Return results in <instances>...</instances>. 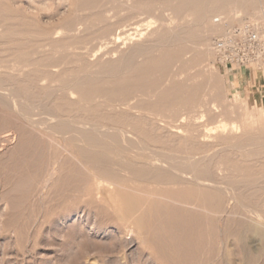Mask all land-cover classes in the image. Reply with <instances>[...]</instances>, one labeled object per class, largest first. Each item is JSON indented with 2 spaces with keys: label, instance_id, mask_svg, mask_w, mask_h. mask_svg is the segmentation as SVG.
Segmentation results:
<instances>
[{
  "label": "rangeland",
  "instance_id": "1",
  "mask_svg": "<svg viewBox=\"0 0 264 264\" xmlns=\"http://www.w3.org/2000/svg\"><path fill=\"white\" fill-rule=\"evenodd\" d=\"M80 1L81 0L0 1V3L3 4V6L0 4V11H3L0 12V77L2 76V79L6 78L8 80L9 85L7 84L4 86L8 89L7 96L13 99V104L9 106L0 103V264H157L159 263L158 259H155L148 250L144 249L145 241L148 239L162 249L175 251L176 254L174 258L180 263L228 264V262H232L235 264H264V86H261L259 90H255L257 89L256 86L239 87L235 79L237 73H242L245 78L248 77L250 73H253V76L257 73L264 76V65L261 67L254 65L247 67H238L237 65L231 64L227 65L219 60L218 54L214 49V42L218 36L224 33L226 23L234 24L248 22L255 25L258 29L261 28V30H264V0H254V2H252L253 0H249L245 5L239 8V5H232L226 7L224 10H215L208 13V17L204 16L207 18L206 20H204L205 18L202 16V21L200 20V14L202 12L199 10L203 11L207 6L206 4L213 0H199L194 5H186L179 12L175 10V6L182 0H124L123 2L120 0V4L119 0H116L115 3L118 1V4L116 3L118 6L114 5L115 3L111 0H101V4L90 8L88 7L89 9L85 6H81ZM134 1H138V4L141 5L140 7H142L144 3L146 5L152 1L151 3H155L153 5L156 6V8L150 11L139 9V12L132 8V3ZM141 2L143 3L141 4ZM249 2L251 5H249ZM203 3L205 6H203ZM121 6L123 7V11L119 9L122 8ZM2 7L4 8L1 9ZM5 7L7 9H5ZM77 7L80 10H77ZM101 8L103 10H101ZM189 8L197 10L198 12H192L193 10L191 11ZM7 10L8 12H5ZM87 10H89V12ZM111 10H113V12ZM114 12L117 13L114 14ZM98 13H100V15ZM110 14H112V18L114 17L115 19H111ZM96 15H98V17H95ZM126 15L128 16L125 18L124 16ZM121 17H123L121 22L122 25L119 28L123 30H119L118 27L115 29L118 35L119 33L121 34L120 36L117 37L114 33L115 36L110 35L109 41L98 37L105 27H109V30L111 29V26L108 24L110 20L113 22L116 19H121ZM219 17L223 19L222 23L216 22V19ZM79 18L80 20L82 19V21H80ZM106 18H110V20L108 19L109 21L107 22L104 20ZM102 20L104 21L100 23ZM197 20L201 21V23ZM68 22L72 23L74 27L73 30L70 31L72 36L69 37L66 35L67 31L65 28ZM125 23H129V25L126 24V28L123 27ZM211 24L214 26H211ZM7 25H11V27ZM204 25H209L210 28L212 27L213 29L210 36V55L199 61L196 58L200 48L188 50L185 59L189 61V66L183 73V76L181 74L177 76L175 80L189 86L199 85V87H201L198 94L199 99L198 102L194 104L195 111L193 112L197 114L200 113L198 114L199 117L195 125L203 130L202 132L201 130L198 133L196 132L197 135L191 134L192 136L185 137L183 133L186 132H183L181 129L174 128L172 131L171 129L155 128V125H159L163 122L158 119H151L149 116L150 114L145 111L141 112L137 109L132 111V108L130 110V108H126L127 106L125 107L111 102L106 95L97 92L94 93L91 99H86L82 92L79 91L77 86L81 81L79 78L80 74L81 78H85L86 73V77L92 76L94 79L95 77L99 79L103 76L100 79L110 83L115 79V75V77H119V74H127L125 69L120 66L122 69L117 76V73L114 75L112 73L107 74L104 71L100 72L102 69H99V67H102L100 65L108 61H116L119 64V60L123 59L120 61L123 66V64L125 65L134 55L137 47H149L152 51H155L156 53L153 52V55L149 56V54H144L138 57L150 62L155 59L156 61L153 62L158 63V61L160 62L163 58L160 53L174 49L176 48L175 46L180 47L182 44H186L185 42L181 44L178 40V37H180L183 32L190 30V28L195 29L197 26L200 28ZM193 26H195V28ZM63 27L65 29L62 30ZM99 28L100 30H98ZM185 28L186 30H184ZM166 30L167 32L173 33H168L169 35H167ZM32 32L34 33L32 34ZM38 33L39 35H37ZM180 33L181 35H179ZM30 34L32 35L30 36ZM48 34L49 36H47ZM40 35H46L47 37H44V39ZM60 41H62V43ZM66 41L70 42L66 43ZM161 41L164 42L160 43ZM156 42H159L160 45L158 43L156 44ZM70 43L71 47L68 46ZM143 43H145V45H143ZM149 43L150 46H148ZM63 44H66L68 52L71 50L69 52L70 54L66 51L65 46L61 48ZM43 45L48 48L43 47ZM162 45L164 47H161ZM165 45H167V47ZM52 46H56L57 49L54 50L55 48ZM57 46H59V49ZM158 49L163 52L159 53ZM62 50L66 51H64L66 53L65 56ZM60 54L61 56H59ZM121 54L124 56L122 57ZM34 55L37 56L35 57ZM54 56L57 58H53ZM127 57H129V59H127ZM48 58H50L49 61L44 60ZM55 59H59L57 66L47 65V63ZM77 59L78 62H76ZM80 59L83 60L79 61ZM99 59L102 63L98 61ZM138 59L139 58L136 59V62H142L143 60L139 59L138 61ZM192 59L195 60L190 61ZM28 61L30 62L29 64H27ZM73 61H75V65H72ZM31 62H35V64ZM36 62H38V64ZM96 62L98 63L96 69H99L97 71L95 69ZM182 65V61L175 60L170 67V75L174 76ZM45 69L49 70L50 75ZM29 71L31 72L29 73ZM40 71L41 73L39 74ZM44 71L45 73L43 74ZM243 71L247 73H243ZM58 72H61V74ZM98 72L101 76H98ZM95 73L97 76H95ZM192 74H194V77H192ZM25 75L27 76L25 77ZM51 75L52 77H50ZM11 77H14V79ZM54 77L57 79L55 80ZM48 81L51 82L49 83ZM56 82H58L59 85ZM20 83L23 85H20ZM28 85L30 86L27 87ZM16 89L18 92H16ZM48 89L52 91L47 92ZM22 91H24V93ZM36 94L38 96L40 95L39 98ZM53 94H55V96ZM49 96L51 98H49ZM63 97L66 101L63 100ZM96 99L98 100L96 101ZM69 101L71 102L68 103ZM113 104L114 106H112ZM93 105L96 106L94 107ZM212 105L216 109H213L214 107H212ZM118 108L120 109L118 110ZM113 109L114 111H112ZM243 111L244 114L247 112V115L245 114L246 116H244V114L242 115L241 112ZM21 112L22 115L20 114ZM234 112L238 115H235L236 113ZM75 114L76 116H74ZM252 114L255 117H253ZM20 117L21 119L22 117L23 119L25 118L24 121L23 119L21 120ZM107 117L110 119H107ZM32 119H43L44 122L47 123L45 125L53 121V123L58 125L69 124L75 121L76 125H82L81 123H89V125L90 123L101 124L103 130L125 128L134 135L133 139L135 138L134 140L136 142L139 141L142 146L136 145L133 149L126 148L122 154L116 152V146H95L92 148V151L105 154L110 162L103 163L93 160L90 163H86L89 165L87 166L85 162L80 160L82 158L81 155L78 154L77 156V153H79L78 147L81 142H79V144L76 143L73 141L76 139L67 136V134L54 131L52 133L48 131V126L39 127L38 130L36 126L32 125ZM113 119H116L117 123ZM25 120L27 122H25ZM118 122L119 124L122 123L119 125ZM234 122L241 126L239 131L234 130ZM127 123L132 126L126 127L130 126L127 125ZM122 125L125 126L123 127ZM133 125H135L134 127H138L139 131L135 129L137 131L135 132ZM203 127L205 130L202 129ZM40 128L42 130H40ZM92 128L94 127L92 126ZM247 129L250 130L248 131ZM206 131H208L207 134L212 133L213 135H211L213 137L210 134V136L207 135ZM46 132L49 133L46 134ZM250 135L252 139H249ZM148 136H150V138ZM215 136L216 138H214ZM151 137H155V139H151ZM230 139H232V141H230ZM151 140H155L153 147L157 150L177 152L180 155L185 153L183 155L196 154L198 157L205 156V160L202 161L203 164L201 163L200 167L202 166L203 169L207 168L209 175L214 177L218 186L221 187V190L217 193L219 197L218 214H220L216 218L213 213L214 210L212 205L199 206L191 202L182 203L175 198L162 195H157L156 200H164L167 204L163 206L153 204L152 213L149 215L145 213L146 216L142 220V223L147 228L142 235L138 233L137 227L134 224H130L122 218L119 211L125 202H127L122 199V194L135 190L131 185H125L119 177L123 178L126 174V177L133 176L124 166L132 163L142 164L147 160L144 158L146 151H144L142 147L143 144L153 143ZM165 140L167 142L164 145ZM241 140H243V142ZM78 141L79 140H77V142ZM126 143L127 141L123 143V140H121L119 144L122 145H119V147L122 148L123 144L128 147L129 143ZM236 145L239 146L237 147ZM242 146H244V149ZM224 147H227V149ZM228 147H230V149ZM112 148H114V150ZM239 148H242V151H240L241 149ZM134 149L135 151L139 150L140 153L139 151H133ZM108 151H112L113 154ZM191 151L194 152L191 153ZM244 152H247V155ZM136 153L139 154L137 155ZM214 154L216 155L214 156ZM241 154L243 155L241 156ZM211 155L214 156V158ZM115 156L120 159H117ZM206 160L207 162L209 161L210 167L207 166L208 163ZM204 162L207 164L205 165ZM224 162H226V164ZM96 163H102L103 165L99 164V166ZM117 163L120 164L117 165ZM110 164L111 167L109 168L108 166H110ZM91 165H97L96 167H98V169H95L96 167L94 168V166ZM229 165L231 166L228 167ZM220 166H222V168H220ZM232 168L234 169L232 170ZM120 169L125 171L122 170V172ZM242 170L243 173L241 172ZM115 171H117V173ZM101 175L112 176L111 178L109 177L111 181H104L102 183L103 187L112 191L114 190L112 193L101 194L94 191L98 183V178ZM116 175L120 176L116 177ZM233 177L237 178V182ZM257 182L260 183L258 184ZM240 185L244 188L242 191ZM247 185H249L250 188H248ZM252 185L254 186L252 187ZM259 185L262 187L260 188ZM142 186L146 189L157 190H177L181 187L180 185L150 183H144ZM202 188L207 190V192L216 190L206 186ZM222 189L225 190L222 191ZM227 189L230 190L227 191ZM237 189L239 190L237 191ZM90 190H92V192ZM185 194L190 193L185 192ZM212 228H215L214 233H212ZM226 229L230 230L228 233L231 235L227 233ZM179 250H181V252ZM227 255H229V257Z\"/></svg>",
  "mask_w": 264,
  "mask_h": 264
},
{
  "label": "bare ground",
  "instance_id": "2",
  "mask_svg": "<svg viewBox=\"0 0 264 264\" xmlns=\"http://www.w3.org/2000/svg\"><path fill=\"white\" fill-rule=\"evenodd\" d=\"M1 1V0H0ZM113 3H115V1L116 0H111ZM124 0H122V2H123ZM126 1V0H125ZM131 1H133V0H131ZM130 1V2H131ZM163 1V0H162ZM199 0H182V1H180V3H178V5L177 6H175V10L177 11V12H179V11H181L186 5H190V4H192V5H194L195 3H197ZM203 1H205V0H203ZM210 1V0H209ZM249 0H213V1H211L210 3H208V4H206L207 6H206V8H204L203 9V11L202 10H199L198 8V10L199 11H201L202 13L200 14L201 15V17H200V20L202 19V16L204 17H208V13H210V12H213V11H215V10H224L226 7H228V6H232V5H239L238 6V8L241 6H243V5H245L247 2H248ZM252 1V0H251ZM261 1V0H260ZM101 2V0H81L80 1V5L81 6H85V7H94V6H98L99 4H101L100 3ZM118 2V1H117ZM116 2V3H117ZM145 2H147V1H145ZM152 1H150L148 4H146L145 5V3H144V5L142 6V7H140L141 5L140 4H138V1H134L133 3H132V5H133V7H132V5H131V7L133 8V10H137V11H139V9H143V10H147V11H150V10H153L154 8H156V6H154L153 4H155V3H151ZM154 2V1H153ZM207 2V1H206ZM252 2H254V0L252 1ZM116 3L114 4V5H116ZM143 2H141V4H142ZM166 3V2H165ZM250 3V2H249ZM2 6H3V4L2 3H0ZM118 4V3H117ZM119 4H120V0H119ZM128 4H129V2H128ZM78 5V4H77ZM124 5H125V3H124ZM249 5H251V3L249 4ZM110 6H111V4H110ZM116 6H118V5H116ZM126 6H128V5H126ZM203 6H205L204 5V3H203ZM122 7V6H121ZM194 7V6H193ZM4 7H2L1 9H3ZM88 8V9H89ZM5 9H7L6 7H5ZM77 10L79 9L78 7L76 8ZM85 9V8H84ZM119 9H122V11H123V7L122 8H119ZM191 8H189V10H190ZM258 9V8H257ZM80 10V9H79ZM101 10H103L102 8H101ZM193 9H191V11H192ZM252 10V9H251ZM88 12H89V10H87ZM91 11V10H90ZM112 12H113V10H111ZM116 11V10H115ZM126 11V10H125ZM188 11V10H187ZM198 12L197 10H193L192 12ZM0 12H3L2 10L0 11ZM5 12H8V10L7 11H5ZM97 12V11H96ZM100 12V11H99ZM121 12V11H120ZM135 12V11H134ZM140 12V11H139ZM139 12H138V14H139ZM229 12V11H228ZM91 13H92V11H91ZM91 13H89V14H91ZM108 13H111V12H108ZM117 12H114V14H116ZM133 13V12H132ZM186 13V12H185ZM3 14V13H2ZM10 14V13H9ZM8 14V15H9ZM88 14V15H89ZM93 14H94V12H93ZM99 15H100V13H98ZM104 14H106V13H104ZM129 14H131V13H129ZM136 14V13H135ZM142 14H143V12H142ZM195 14V13H194ZM230 14H231V12H230ZM229 14V15H230ZM1 15V14H0ZM6 15H7V13H6ZM75 15V14H74ZM85 15V14H84ZM111 15V19H115L114 17L112 18V14H110ZM118 16V15H117ZM128 15H126V16H124L125 18L127 17ZM138 16V15H137ZM210 16V15H209ZM227 16V15H226ZM2 17H3V15H2ZM87 17V16H86ZM95 17H98V15H96ZM101 17H102V15H101ZM106 17V16H105ZM108 17V16H107ZM116 17V16H115ZM136 17V16H135ZM195 17V16H194ZM197 17V16H196ZM204 17V18H205ZM82 18V17H81ZM198 18V17H197ZM210 18V17H209ZM208 18V19H209ZM3 19V18H2ZM71 19V18H70ZM76 19H78V18H76ZM85 19V18H84ZM93 19H94V17H93ZM109 20H110V18H108ZM107 18L106 19H104V20H106L107 22L109 21ZM122 19H123V17H121V19H116L115 21H113L112 22V20H110L109 22H108V24H109V26H111V29L109 30L108 28L109 27H105V29H103L102 30V32L99 34V36L98 37H100V38H102V39H105V40H110V35H113V36H115L114 35V33L116 34V36L118 37V36H120L121 34L119 33V35H118V33H116L115 32V29H117L116 27H121V22H122ZM134 19V18H133ZM207 18H205L204 20H206ZM69 20V19H68ZM79 20H80V18H79ZM88 20V19H87ZM96 20V19H95ZM104 20H102V21H100V23L101 22H103ZM132 20V19H131ZM203 20V19H202ZM201 20V21H202ZM74 21V20H73ZM80 21H82V19L80 20ZM79 21V22H80ZM93 21V20H92ZM91 21V22H92ZM125 21V20H124ZM129 21V20H128ZM127 21V22H128ZM198 22H200L201 23V21H199V20H197ZM84 22H86V21H84ZM88 22H89V20H88ZM90 22V23H91ZM99 22V21H98ZM107 22H106V24H107ZM132 22V21H131ZM6 23V22H5ZM77 23V22H76ZM94 23V22H93ZM8 24V23H7ZM80 24V23H79ZM105 24V25H106ZM126 24H128L129 25V23H125L124 25L125 26H123V27H127L126 26ZM198 24V23H197ZM205 24V23H204ZM6 25V24H5ZM76 25H78V24H76ZM101 25H103V24H101ZM195 25V24H194ZM202 25V24H201ZM210 25V24H209ZM209 25H204L203 27H200V28H198L199 26H197V28H195V26H193L195 29H191L190 28V30H188V31H186V32H183V34L182 35H184V36H182L181 35V33L179 34V35H181L180 37H178L179 39V42L182 44L183 42H185L186 44L184 45V44H182L180 47H177V46H175L176 48H174V47H172V48H174V49H171V50H167V51H165V52H163L162 50H159L160 49V46H159V53L160 52H163V53H160V55H162L163 56V58L161 59V61L159 62L158 61V63H154L153 61H156L155 59H153V60H151V62L150 61H147V60H145V59H143V60H145V61H143L142 59H140V57H138V56H141V55H144V54H149V56L150 55H153V52H155V51H152L149 47H140V48H138L137 46H135V47H137V49H136V51H135V53H134V55L131 57V59H129V57H127V59H129L126 63H125V65L123 64V66H122V64L120 63V61H122L123 59H121V60H119V64H118V62H116V61H114V62H112V61H108V62H106V63H104V64H102V65H100V66H102V67H99V69H101V71L100 72H105V73H112V74H116L117 73V76H118V74H119V71L122 69V68H124L125 69V72L127 73V74H124L123 73V75H120L119 74V77H115L114 76V80H110L111 82L110 83H107V81L105 82V80H103V79H100L101 77H103V76H101V75H99V72H98V76H101L99 79H96V77H95V79L94 78H92V76H88V77H86L87 76V73H86V75H85V78H81V74H80V79H81V81L78 83V89H79V91L80 92H82V94H83V96L86 98V99H91L93 96H94V93L95 92H97V93H99V94H104V95H106L107 96V98L111 101V102H114V103H117L118 105H121V106H127L126 108H130V110H131V108H132V111H135L134 109H137V110H139V111H145V112H147L148 114H150L149 116H150V118L151 119H158L159 121H161V122H163V123H161V124H159V125H155V128H164V129H174V128H176V129H181L183 132L185 131L186 133H183L184 135H185V137H187V136H190L191 134L192 135H197L196 134V132L198 133V132H200V130H201V128L199 129L195 124H196V120H197V118L199 117V115L198 114H200V113H193L194 111H195V106H194V104H195V102H198V94H199V91H200V89H201V87H199V85H187V84H185V83H183V82H180V81H175L176 80V77L177 76H179V75H181L182 74V76H183V73L185 72V70H187V68H188V66H189V61L188 60H186L185 59V55H186V53L188 52V50H190V49H192V48H200L199 49V51H198V53H197V60H199V61H201V60H203V59H205V58H207L209 55H210V53H211V47H210V36H211V34H212V27L210 28V26ZM7 26H10L11 27V25H7ZM64 26V25H63ZM211 26H214L213 24H211ZM6 27V26H5ZM97 27V26H96ZM66 31H67V33L65 32V30H64V32L66 33V35L69 37V36H72L71 34H70V31H72L73 30V26H72V23H69L68 22V24H66ZM64 27L62 28V30L63 29H65ZM215 28V27H214ZM89 29V28H88ZM97 29V28H96ZM9 30V29H8ZM16 30V29H15ZM92 30H93V28H92ZM94 30H95V27H94ZM98 30H100V28L98 29ZM119 30H123L122 28H119ZM118 30V31H119ZM124 30H126V29H124ZM169 30V29H168ZM184 30H186V28L184 29ZM260 32H263L264 30H261V28H259L258 29ZM10 31V30H9ZM9 31H7V32H9ZM12 31V30H11ZM155 31H156V29H155ZM177 31V30H176ZM180 31V30H179ZM178 31V32H179ZM63 32V33H64ZM91 32V31H90ZM121 32V31H120ZM122 32H124V31H122ZM166 32H167V30H166ZM24 33V32H23ZM34 32H32V34H33ZM36 33V32H35ZM64 33V34H65ZM96 33H97V31H96ZM153 34H155L154 32H152ZM168 33H170L169 31L167 32V35H169ZM171 33H173V32H171ZM170 33V34H171ZM185 33V34H184ZM6 34V33H5ZM5 34H3V35H5ZM9 34V33H8ZM19 34V33H18ZM20 34H22V33H20ZM32 34H30V36L32 35ZM76 34H77V32H76ZM98 34V33H97ZM152 34V35H153ZM175 34V33H174ZM1 35V34H0ZM34 35H36V34H34ZM37 35H39V33L37 34ZM53 35V34H52ZM74 35V34H73ZM178 35V34H177ZM176 35V36H177ZM22 36V35H21ZM40 36H42V38H44V37H47V36H49V34L46 36H44V35H40ZM64 36V35H63ZM95 36V35H94ZM93 36V37H94ZM154 36V35H153ZM9 37H10V35H9ZM13 37V36H12ZM74 37V36H73ZM77 37V36H76ZM3 38H5V37H3ZM31 38V37H30ZM35 38V37H34ZM50 38H51V35H50ZM75 38V37H74ZM152 38V37H151ZM150 38V39H151ZM169 38V37H168ZM45 39V38H44ZM63 39V38H62ZM83 39V38H82ZM119 39V38H118ZM153 39V38H152ZM167 39V38H166ZM170 39V38H169ZM175 39V38H174ZM213 39V38H212ZM5 40V39H4ZM7 40H8V38H7ZM36 40H37V38H36ZM60 40V39H59ZM66 40V39H65ZM73 40V39H72ZM104 40V41H105ZM108 40V41H109ZM155 40H157V39H155ZM154 40V41H155ZM162 40V39H161ZM164 40H165V38H164ZM173 40V39H172ZM171 40V41H172ZM0 41H1V39H0ZM75 41V40H74ZM150 41V40H149ZM175 41V40H174ZM173 41V42H174ZM213 41V40H212ZM55 42V41H54ZM53 42V43H54ZM61 43H62V41H60ZM64 42V41H63ZM70 41H66V43H69ZM79 42V41H78ZM164 42V41H163ZM162 41L160 42V43H163ZM172 42V43H173ZM176 42V41H175ZM1 43V42H0ZM44 43V42H43ZM49 43V42H48ZM52 43V44H53ZM57 43V42H56ZM159 44V42H156V44ZM165 43H167V42H165ZM164 43V44H165ZM42 44V43H41ZM50 44V43H49ZM48 44V45H49ZM75 44V43H74ZM155 44V45H156ZM58 45V44H57ZM138 45V44H137ZM141 45H142V43H141ZM143 45H145V43H143ZM148 45V44H147ZM160 45V44H159ZM22 46V45H21ZM20 46V47H21ZM41 46V45H40ZM59 46H60V44H59ZM59 46H57L58 47V49H59ZM63 46H65V49H66V51H67V48H66V44H63V45H61V48L63 47ZM69 47H71V43H70V45H68ZM73 46V45H72ZM148 46H150V43H149V45ZM157 46V45H156ZM166 47H167V45H165ZM169 46H170V44H169ZM18 47V46H17ZM43 47H46V46H44L43 45ZM42 47V48H43ZM52 47H54V46H52ZM51 47V48H52ZM134 47V48H135ZM158 47V46H157ZM161 47H164L163 45L161 46ZM22 48V47H21ZM33 48H35V47H33ZM46 48H48V47H46ZM55 49L54 50H56L57 48H56V46L54 47ZM64 48V47H63ZM156 48V47H155ZM170 48V47H169ZM70 49V48H69ZM193 50V49H192ZM47 51V50H46ZM58 51V50H57ZM63 51V50H62ZM65 51V50H64ZM63 51V52H64ZM65 51V52H66ZM71 51V50H70ZM69 51V52H70ZM73 51V50H72ZM133 51V50H132ZM156 51H157V49H156ZM38 52V51H37ZM54 52V51H53ZM59 52H60V50H59ZM63 53L64 54V56H65V54L66 53ZM68 52V51H67ZM68 52V54H70ZM158 52V51H157ZM61 53V52H60ZM74 53V52H73ZM77 53V52H76ZM156 53V52H155ZM62 54V53H61ZM61 54L59 55V56H61ZM67 54V55H68ZM130 54V53H129ZM128 54V55H129ZM39 55V54H38ZM44 55V54H43ZM74 55H75V53H74ZM131 55V54H130ZM129 55V56H130ZM154 55H156V54H154ZM35 56V55H34ZM37 56V55H36ZM35 56V57H36ZM77 56V55H76ZM121 56L123 57L124 55H122L121 54ZM69 57H70V55H69ZM79 57V56H78ZM78 57H76V58H78ZM161 57V56H160ZM45 58V57H44ZM53 58H57V57H53ZM72 58V57H71ZM119 58V57H118ZM137 58H139L140 60H142V62H136V59ZM155 58H156V56H155ZM33 59V58H32ZM31 59V60H32ZM49 59L50 58H48V59H44V60H48L49 61ZM73 59H75V58H73ZM113 59V58H112ZM111 59V60H112ZM126 59V58H125ZM124 59V60H125ZM139 59H138V61H139ZM158 59V58H157ZM43 60V59H42ZM70 60V59H69ZM83 59H80L79 61H82ZM175 60H180V61H182L183 62V65H182V67L179 69V71H177L175 74H174V76H172V75H170V67H171V65H172V63L175 61ZM193 60H195V59H192V60H190V61H193ZM32 61H34V60H32ZM99 62H101V60L99 59L98 60ZM97 61V62H98ZM107 61V60H106ZM39 62V61H38ZM38 62H36L37 64H38ZM44 62V61H43ZM46 62V61H45ZM58 62H59V59H55V60H53V61H51L50 63H47V65H49V66H57L58 65ZM76 62H78V59H77V61ZM85 62V61H84ZM96 62V64H95V69H96V66H97V63ZM30 62L28 61V63L27 64H29ZM32 63V62H31ZM34 64H35V62H33ZM32 63V64H33ZM40 63V62H39ZM62 63V62H61ZM65 63V62H64ZM75 63V61H73V64L72 65H75L74 64ZM92 63V62H91ZM95 63V62H94ZM94 63H93V65H94ZM102 63V62H101ZM31 64V65H32ZM77 64V63H76ZM80 64H82V63H80ZM79 64V65H80ZM90 64V63H89ZM88 64V65H89ZM66 65V64H65ZM92 65V64H91ZM27 66H29V65H27ZM33 66V65H32ZM70 66V65H69ZM90 66V65H89ZM122 68H121V67ZM176 66H177V64H176ZM39 67V66H38ZM42 67V66H41ZM81 67H83V66H81ZM87 67V66H86ZM175 67V66H174ZM36 68H37V66H36ZM57 68V67H56ZM88 68V67H87ZM176 68V67H175ZM190 68V67H189ZM51 69H52V67H51ZM50 69V70H51ZM64 69V68H63ZM86 69V68H85ZM89 69V68H88ZM99 69H96V71L97 70H99ZM41 70H43V69H41ZM45 70H47L48 72H49V70L48 69H45ZM56 70V69H55ZM90 70V69H89ZM92 70V69H91ZM94 70V69H93ZM3 71V70H2ZM53 71V70H52ZM60 71V70H59ZM124 71V70H123ZM31 71H29V73H30ZM35 72V71H34ZM47 72V73H48ZM77 72V71H76ZM79 72V71H78ZM87 72V71H86ZM25 73V72H24ZM33 73V72H32ZM41 73V71L39 72V74ZM45 73V71L43 72V74ZM58 73H60L61 74V72H58ZM83 73H84V71H83ZM82 73V74H83ZM94 73V72H93ZM104 73V74H105ZM192 73V72H191ZM1 74V73H0ZM36 74V73H35ZM79 74V73H78ZM96 74V73H95ZM172 74V73H171ZM197 74V73H196ZM8 75V74H7ZM27 75H28V73H27ZM27 75H25V77L27 76ZM42 75V74H41ZM49 75H50V72H49ZM59 75V74H58ZM89 75H90V73H89ZM93 75V74H92ZM198 75V74H197ZM201 75V74H200ZM47 76V75H46ZM54 76H56V75H54ZM63 76V75H62ZM94 76V75H93ZM95 76H97V74L95 75ZM111 76V75H110ZM113 76V75H112ZM42 77H43V75H42ZM50 77H52V75L50 76ZM107 77V76H106ZM192 77H194V74H192ZM12 78V77H11ZM20 78H21V76H20ZM24 78V77H23ZM71 78V77H70ZM78 78V79H79ZM98 78V77H97ZM112 78V77H111ZM12 79H14V77L12 78ZM34 79V78H33ZM32 79V80H33ZM36 79V78H35ZM54 79H55V77H54ZM57 79V78H56ZM55 79V80H56ZM64 79H65V77H64ZM69 79V78H68ZM78 79H76V80H78ZM180 79V78H179ZM75 80V79H74ZM106 80H108V79H106ZM186 80V79H185ZM34 81V80H33ZM33 81H31V82H33ZM53 81V80H52ZM62 81V80H61ZM192 81V80H191ZM11 82V81H10ZM49 83L51 82V81H48ZM59 82V81H58ZM58 82H56L58 85H59V83ZM186 82V81H185ZM35 83V82H34ZM37 83V82H36ZM60 83H62V82H60ZM8 84V80L5 78V79H2V76L0 77V86L1 85H3V86H1L0 87V103L1 104H5L6 106H9L10 104H13V99L12 98H9L8 96H7V94H8V92H7V88L4 86V85H7ZM11 84V83H10ZM13 84V83H12ZM54 84H55V82H54ZM57 84H56V86H57ZM66 84V83H65ZM75 84V83H74ZM9 85V84H8ZM20 85H23V84H21L20 83ZM61 85H63V84H61ZM30 85H28L27 87H29ZM50 86V85H49ZM70 86H72V85H70ZM75 86H76V84H75ZM19 87V86H18ZM55 87V86H54ZM66 87V86H65ZM23 88V87H22ZM31 88V87H30ZM48 88V87H47ZM52 88H53V86H52ZM56 88V87H55ZM60 88V87H59ZM59 88H57V89H59ZM68 88V87H67ZM18 89V88H17ZM17 89H16V92H18L17 91ZM21 89V88H20ZM27 89V88H26ZM42 89H43V87H42ZM44 89H46V88H44ZM63 89V88H62ZM66 89V88H65ZM21 90H23V89H21ZM7 93H6V92ZM28 91V90H27ZM26 91V92H27ZM47 91V90H46ZM45 91V92H46ZM49 91H52V90H49L48 89V91L47 92H49ZM58 91V90H57ZM65 91V90H64ZM73 91V90H72ZM23 93H24V91H22ZM21 92V93H22ZM31 92V91H30ZM56 92V91H55ZM66 92V91H65ZM34 93V92H33ZM33 93H31V94H33ZM67 93H68V90H67ZM70 93V92H69ZM50 94V93H49ZM76 94V93H75ZM79 94V93H78ZM37 95V94H36ZM54 96H55V94H53ZM77 95V94H76ZM34 96V95H33ZM40 96V95H39ZM39 96L37 95V97L39 98ZM52 96V95H51ZM72 97V96H71ZM28 98V97H27ZM35 98V97H34ZM49 98H51L50 96H49ZM64 98V97H63ZM81 98H82V96H81ZM31 99V98H30ZM33 99V98H32ZM76 99H78V98H76ZM217 99V98H216ZM60 100V99H59ZM64 101H66L65 100V98L63 99ZM98 99H96V101H97ZM218 100V99H217ZM68 101V100H67ZM100 101V100H99ZM219 101V100H218ZM58 102V101H57ZM60 102V101H59ZM71 101H69L68 103H70ZM95 102V101H94ZM101 102V101H100ZM77 103V102H76ZM95 103H97V102H95ZM215 103V102H214ZM15 104H17V103H15ZM61 104V103H60ZM73 104V103H72ZM87 104H89V103H87ZM111 104V103H110ZM4 105V106H5ZM62 105V104H61ZM81 105V104H80ZM83 105V104H82ZM97 105H99V104H97ZM102 105V104H101ZM215 105H217V104H215ZM3 106V105H2ZM13 106V105H12ZM12 106H10V107H12ZM19 106V105H18ZM69 106V105H68ZM94 106V105H93ZM96 106V105H95ZM94 106V107H95ZM112 106H114V104L112 105ZM19 107H21V106H19ZM22 107H24V106H22ZM57 107V106H56ZM71 107H74V106H71ZM80 107V106H79ZM90 107H91V105H90ZM125 107H124V109H125ZM207 107H209V106H207ZM212 107H214L213 105H212ZM61 108V107H60ZM107 108H109V107H107ZM106 108V109H107ZM17 109V108H16ZM101 109H102V107H101ZM116 109V108H115ZM120 108H118V110H119ZM205 109V108H204ZM213 109H216L215 107L213 108ZM23 110H24V108H23ZM57 110V109H56ZM81 110V109H80ZM84 110V109H83ZM92 110V109H91ZM111 110V109H110ZM219 110V109H218ZM221 110V109H220ZM20 111V110H19ZM58 111V110H57ZM82 111V110H81ZM112 111H114V109L112 110ZM232 111H234V110H232ZM23 112V111H22ZM22 112L20 113L21 115H22ZM74 112V111H73ZM205 112V111H204ZM204 112H201V113H204ZM217 112V111H216ZM227 112V111H226ZM19 113V112H18ZM75 113H76V111H75ZM92 113H94V112H92ZM234 113H236V112H234ZM239 113H240V111H239ZM242 113V115L244 114V111L243 112H241ZM64 114V113H63ZM87 114V113H86ZM128 114V113H127ZM135 114V113H134ZM138 114V113H137ZM140 114V113H139ZM206 114V113H205ZM246 115H247V112L245 113ZM244 114V116H246ZM48 115V114H47ZM50 115V114H49ZM68 115H70V114H68ZM129 115V114H128ZM234 115V114H233ZM235 115H238L237 113L235 114ZM71 116V115H70ZM74 116H76V114L74 115ZM203 116V115H202ZM201 116V117H202ZM206 116V115H205ZM248 116H250V115H248ZM248 116H247V119H248ZM252 116H253V114H252ZM24 117V116H23ZM23 117H22V119H23ZM25 117H27V116H25ZM35 117V116H34ZM49 117V116H48ZM81 117V116H80ZM79 117V118H80ZM129 117V116H128ZM128 117H127V119H128ZM133 117V116H132ZM235 117V116H234ZM253 117H255V116H253ZM35 118H37V117H35ZM84 118V117H83ZM140 118V117H139ZM252 118V117H251ZM20 119H21V117H20ZM21 119V120H22ZM25 119V118H24ZM24 119H23V121H24ZM81 119H82V117H81ZM103 119H104V121H105V118L103 117ZM107 119H110V118H108L107 117ZM141 119V118H140ZM147 119V118H146ZM200 119V118H199ZM240 119V118H239ZM239 119H237V120H239ZM244 119V118H243ZM242 119V120H243ZM254 119V118H253ZM31 120V119H30ZM65 120V119H64ZM67 120V119H66ZM84 120H85V118H84ZM114 120V119H113ZM113 120H111V121H113ZM120 120V119H119ZM241 120V119H240ZM249 120V119H248ZM60 121V120H59ZM58 121V122H59ZM114 121H116V123H117V120L115 119ZM129 121V120H128ZM127 121V122H128ZM149 121V120H148ZM199 121V120H198ZM233 121V120H232ZM252 121V120H251ZM25 122H27L26 120H25ZM32 125H34V126H36V128H38V130H39V127H42V126H48L47 127V129H48V131H51L52 133H53V131L54 132H59V133H62V134H67V136H69V137H71V138H73V139H76V140H73V141H75L76 143H78L79 144V142H81L80 144H79V147H78V152L79 153H77L76 151V153H77V156H78V154H80L81 155V159L80 160H82L83 162H85V164L86 163H90V162H92L93 160H97L98 162H110L109 160H108V158L105 156V154H102V153H100V152H93L92 150V148L93 147H95V146H102V145H110V146H116L115 148H117L116 149V152H118V154H122L123 153V151L126 149V148H134V147H136V145H138V146H142V144H140V142L138 141V142H136L134 139H133V137H134V135L133 134H131V132L130 131H128L127 129H125V128H116V129H111V130H103L102 128H101V124H91L90 123V125H89V123H81L82 125H76V122L75 121H72V122H70L69 124L68 123H66V124H55V123H53V122H49L48 123V125H45V124H47V123H45L44 122V120L43 119H32ZM69 122V121H68ZM94 122V121H93ZM201 122V121H200ZM200 122H199V124H200ZM231 122V121H230ZM28 123H31V122H28ZM64 123V122H63ZM97 123V122H96ZM122 123V122H121ZM120 123V124H121ZM125 123V122H124ZM123 123V124H124ZM144 123V122H143ZM225 123V122H224ZM112 124V123H111ZM118 124H119V122H118ZM119 124V125H120ZM132 124H134V123H132ZM138 124V123H137ZM226 124V123H225ZM224 124V125H225ZM232 124V123H231ZM243 124H245V123H243ZM127 125H130V124H128L127 123ZM136 125V124H135ZM135 125H133V129L135 130V129H137V131H139L138 130V127H134ZM249 125V124H248ZM92 126L94 127V128H92ZM123 126V125H122ZM125 126V125H124ZM123 126V127H124ZM132 125H130V126H126V127H131ZM200 126V125H199ZM207 126H208V124H207ZM231 126V125H230ZM244 126V125H243ZM201 127H202V124H201ZM222 127V126H221ZM220 127V128H221ZM249 127V126H248ZM247 127V128H248ZM251 127H252V124H251ZM250 127V128H251ZM219 128V127H218ZM229 128H231V127H229ZM233 128H234V130H236V131H239V129H241V126L239 125V124H236V122H234V125H233ZM243 128V127H242ZM17 129V128H16ZM132 129V130H133ZM202 129H204V127L202 128ZM216 129V128H215ZM226 129V128H225ZM224 129V130H225ZM252 129H253V127H252ZM20 130V129H19ZM40 130H42L41 128H40ZM205 130V129H204ZM224 130H222V131H224ZM227 130H229V129H227ZM248 131L250 130V129H247ZM247 130H245V131H247ZM136 130H135V132H137ZM161 131V130H160ZM173 131V130H172ZM181 131V132H182ZM203 130H201V132H202ZM219 131V130H218ZM230 131H231V129H230ZM244 131V132H245ZM254 131V130H253ZM207 132L208 131H206V134H207ZM242 132H243V130H242ZM47 133H49V132H46V134ZM58 133V134H59ZM162 133V132H161ZM177 133H178V131H177ZM223 133V132H222ZM227 133V132H226ZM236 133V132H235ZM234 133V134H235ZM247 133H249V132H247ZM55 134V133H54ZM57 134V135H58ZM147 134V133H146ZM180 134H182V133H180ZM206 134H204V135H206ZM210 134V133H209ZM209 134H207V135H209ZM212 134V133H211ZM210 134V135H211ZM224 134V133H223ZM150 135H152V134H150ZM162 135V134H161ZM191 135V136H192ZM209 135V136H210ZM213 135V134H212ZM211 135V136H212ZM231 135V134H230ZM249 135V134H248ZM66 136V135H65ZM183 136V135H182ZM233 136V135H232ZM232 136H230V137H232ZM236 136V135H235ZM149 138H150V136H148ZM174 137V136H173ZM201 137V136H200ZM203 137V136H202ZM213 137V136H212ZM251 137V135L249 136V139H252V138H250ZM254 137V136H253ZM258 137V136H257ZM260 137V136H259ZM190 138V137H189ZM188 138V139H189ZM192 138V137H191ZM206 138V137H205ZM214 138H216V136L214 137ZM13 139V138H12ZM68 139H70V138H68ZM151 139H155V137L153 138V137H151ZM158 139V138H157ZM173 139V138H172ZM234 139H236V138H234ZM238 139V138H237ZM1 140V139H0ZM77 140H79L78 142H77ZM121 140H123V143H125V141H127V143H129V145H128V147H127V145L125 146L124 144H123V146H122V148L121 147H119V145L121 146L122 144H119L120 142H121ZM159 140V139H158ZM187 140V139H186ZM185 140V141H186ZM214 140V139H213ZM229 140V139H228ZM253 140H255V139H253ZM184 141V142H185ZM189 141H190V139H189ZM203 141V140H202ZM215 141V140H214ZM225 141V140H224ZM230 141H232V139H230ZM242 142H243V140H241ZM7 142V141H6ZM151 142H153V143H148V144H143V147H142V149L144 150V151H146L145 152V154H144V158L145 159H147V160H145V162H143L142 164H137V163H132V164H129V165H126V166H124V167H126V169H128L132 174L131 175H133V176H127L126 177V175H125V177H123V178H121V177H119V176H117L116 175V177H119L120 179H121V181L125 184V185H131L132 187H133V189L135 190V191H129V192H125V193H123L122 194V199L124 200V201H127V202H125V204L120 208V213H121V216H122V218L125 220V221H127L128 223H130V224H134L137 228V231H138V233L139 234H141L142 235V233H145V229L147 228L142 222V220L145 218V213L147 214L148 213V215L149 214H151L152 213V205L153 204H157V205H160V206H163V205H166L167 203L164 201V200H156V197H157V195H162V196H167V197H171V198H175L177 201H179V202H182V203H194V204H197V205H199V206H205V205H212V207H213V210H214V216H215V218L220 214H218V212H219V208H218V203H219V201H218V199H219V197H218V195H217V193H218V191H220L221 190V187L220 186H218V183H216V181L214 180V177H212V176H210L209 175V171H208V169L207 168H205V169H203L202 168V166L200 167V165H201V163H202V161H204L205 160V156H202V157H198V156H196V154H186V155H183V154H185V153H183L182 155H180V154H178L177 152H165V151H163V150H157V149H155V147H153V145L155 144L154 142H155V140H151ZM163 142V141H162ZM165 143H164V145L166 144V140L164 141ZM169 142V141H168ZM176 142V141H175ZM187 142V141H186ZM223 142V141H222ZM238 142V141H237ZM250 142V141H249ZM259 142V141H258ZM76 143H74V144H76ZM126 143V144H127ZM213 143V142H212ZM215 143V142H214ZM239 143V142H238ZM261 143V142H260ZM176 144V143H175ZM191 144V143H190ZM249 144V143H248ZM255 144V143H254ZM163 145V144H162ZM163 145V146H164ZM168 145V144H167ZM226 145H227V143H226ZM234 145V144H233ZM240 145V144H239ZM238 145V146H239ZM242 145V144H241ZM253 145V144H252ZM260 145V144H259ZM159 146H161V145H159ZM237 146V145H236ZM237 146V147H238ZM249 146V145H248ZM251 146V145H250ZM256 146V145H255ZM254 146V147H255ZM261 146V145H260ZM119 147V148H118ZM168 147V146H167ZM233 147V146H232ZM243 147V149H244V146H242ZM253 147V146H252ZM251 147V148H252ZM102 148V147H101ZM202 148H203V146H202ZM224 148H226L227 149V147H224ZM229 149H230V147H228ZM250 148V149H251ZM257 148V147H256ZM255 148V149H256ZM97 149V148H96ZM113 150H114V148H112ZM141 149V150H142ZM198 149V148H197ZM239 149H241L240 151H242V148H239ZM100 150H104V149H100ZM131 150V149H130ZM174 150V149H173ZM190 150H191V148H190ZM249 150V149H248ZM247 150V151H248ZM257 150H258V148H257ZM261 150V149H260ZM264 150V149H263ZM133 151H135V149L133 150ZM136 151H139V150H136ZM135 151V152H136ZM196 151V150H195ZM202 151V150H201ZM201 151H199V152H201ZM215 151V150H214ZM239 151V152H240ZM246 151V150H245ZM252 151V150H251ZM259 151V150H258ZM257 151V152H258ZM107 152V151H106ZM108 152H111L112 153V151H108ZM114 152V151H113ZM192 152H194V151H191V153ZM198 152V151H197ZM216 152V151H215ZM220 152V151H219ZM250 152V151H249ZM248 152V153H249ZM125 153V152H124ZM139 153H140V151H139ZM138 153V154H139ZM245 154L247 153V152H244ZM254 153H256V152H254ZM113 154V153H112ZM114 154H115V152H114ZM117 154V155H118ZM137 154V153H136ZM135 154V155H136ZM137 154V155H138ZM224 154H225V152H224ZM111 155V154H110ZM116 155V154H115ZM216 154H214V156H215ZM236 155V154H235ZM243 154H241V156H242ZM247 155V154H246ZM255 155V154H254ZM261 155V154H260ZM120 156V155H119ZM123 156H125V155H123ZM212 156V155H211ZM214 156H212L213 158H214ZM111 157H112V155H111ZM116 157V156H115ZM245 157V156H244ZM246 157H248V156H246ZM253 157V156H252ZM255 157V156H254ZM260 157V156H259ZM258 157V158H259ZM117 158V157H116ZM115 158V159H116ZM119 158V157H118ZM117 158V159H118ZM213 158H211V159H213ZM120 159V158H119ZM210 159V160H211ZM247 159V158H246ZM245 159V160H246ZM249 159H251V158H249ZM122 160V159H121ZM120 160V161H121ZM222 161V160H221ZM128 162V161H127ZM133 162H136V161H133ZM206 162H207V160H206ZM209 162V161H208ZM207 162V163H208ZM124 163V162H123ZM205 163V162H204ZM207 163H205V165L207 164ZM219 163H221V162H219ZM225 164H226V162H224ZM237 163H239V162H237ZM252 163V162H251ZM253 163L255 164V162L253 161ZM252 163V164H253ZM97 165H99V164H102V163H96ZM113 164H115V163H113ZM118 164H120V163H117V165ZM125 164V163H124ZM203 164V163H202ZM213 164V163H212ZM87 166H89L88 164H86ZM97 165H91V166H94V168L97 166ZM103 165V164H102ZM101 165V167L104 169V167ZM105 165V164H104ZM106 165H107V163H106ZM109 165V164H108ZM218 165V164H217ZM236 165V164H235ZM238 165V164H237ZM258 165V164H257ZM100 166V165H99ZM112 166H114V165H112ZM204 166V165H203ZM207 166H209V163H208V165ZM231 165H229L228 167H230ZM239 166V165H238ZM109 168L111 167V164H110V166H108ZM210 167V166H209ZM240 167V166H239ZM242 167V166H241ZM119 168V167H118ZM220 168H222V166H220ZM225 168V167H224ZM236 168V167H235ZM90 169H91V167H90ZM95 169H98V167H96ZM105 169H106V167H105ZM113 169H115V168H113ZM228 169V168H227ZM234 168H232V170H233ZM242 169V168H241ZM121 171L123 170V169H120ZM211 170V169H210ZM220 170V169H219ZM231 170V171H232ZM123 171H125V170H123ZM122 171V172H123ZM216 171V170H215ZM220 171H222V170H220ZM223 171H224V169H223ZM230 171V172H231ZM238 171V170H237ZM100 172V171H99ZM109 172V171H108ZM116 173H117V171H115ZM122 172H121V174H122ZM212 172V171H211ZM240 172V171H239ZM242 173H243V170L241 171ZM96 173H97V171H96ZM101 173H102V171H101ZM109 173H111V172H109ZM114 174V173H113ZM124 174H125V172H124ZM244 174H245V171H244ZM96 175V174H95ZM100 175V174H99ZM104 175V174H103ZM103 175H101L99 178H98V183H97V186L94 188V191H96L97 193H101V194H109V193H112L113 191L112 190H110V189H108V188H106V187H103L102 186V183L105 181H111V180H109V177L111 178L112 176L110 175V176H103ZM123 175V174H122ZM121 175V176H122ZM128 175H130V174H128ZM239 175V174H238ZM227 176V175H226ZM245 176H246V178H247V175L245 174ZM262 176V175H261ZM263 176H264V173H263ZM93 177H94V174H93ZM96 177V176H95ZM225 177V176H224ZM243 177V176H242ZM251 177V176H250ZM253 177H256V176H253ZM228 178V177H227ZM234 178V177H233ZM256 178H260V177H256ZM94 179V178H93ZM234 179H236L235 181L237 182V178H234ZM240 179H242V178H240ZM231 180H233V179H231ZM264 180V179H263ZM262 180V181H263ZM113 181V180H112ZM246 181V180H245ZM235 182V183H236ZM240 182H241V180H240ZM244 182V181H243ZM261 182V181H260ZM260 182H257L258 184L260 183ZM96 183V182H95ZM108 183V182H107ZM110 183V182H109ZM114 183V182H113ZM127 183H129V184H127ZM144 183H150V184H160V185H180L181 187H179L177 190H172V189H161V190H157V189H146V188H144L142 185L144 184ZM115 184V183H114ZM223 184V183H222ZM262 184V183H261ZM118 185V184H117ZM227 185H228V183H227ZM226 185V186H227ZM237 185V184H236ZM239 185V184H238ZM246 185V184H245ZM255 185H257V184H255ZM210 187V188H214V189H216L215 191H212V190H210L209 192H207V190H205V189H203L202 187ZM223 186V185H222ZM241 186V185H240ZM242 186L244 187V185L242 184ZM242 186H241V188H242ZM248 186V188H250L249 187V185H247ZM254 185H252V187H253ZM260 186V185H259ZM258 186V187H259ZM229 187V186H228ZM234 187H235V185H234ZM238 187V186H237ZM262 186H260V188H261ZM264 187V186H263ZM223 188H225V187H223ZM230 188L232 189V187H231V185H230ZM240 188V187H239ZM247 188V189H248ZM244 188H242L241 189V191L243 190ZM246 189V190H247ZM255 189V188H254ZM253 189V190H254ZM223 190H225V189H222V191ZM228 190H230V189H227V191ZM239 189H237V191H238ZM91 192H92V190H90ZM234 191H235V189H234ZM248 191V190H247ZM255 191V190H254ZM185 192H189L190 194H185ZM207 192V193H206ZM236 192V191H235ZM245 192V191H244ZM243 192V193H244ZM256 192V191H255ZM239 193V192H238ZM253 193V192H252ZM237 194V193H236ZM238 196H240L241 195V192H240V195L239 194H237ZM117 208V207H116ZM225 212V211H224ZM212 213V214H213ZM258 215V214H257ZM215 229V228H214ZM214 229L212 228V233H214ZM226 231H227V233L230 231L229 229H226ZM221 233V232H220ZM223 233V232H222ZM225 233V232H224ZM228 234H230V233H228ZM231 235V234H230ZM222 236V235H221ZM148 237V236H147ZM146 238V237H145ZM222 241H223V239H222ZM144 249H146V250H148V252L155 258V259H158V261H159V263H157V264H186V263H180L178 260H175V254H176V252L174 251H167L166 249H162V248H160V247H158V246H156L155 244H154V242L153 241H151V240H147V241H145V244H144ZM174 249L176 250V248L174 247ZM179 249V248H178ZM180 252H181V250H179ZM227 252V251H226ZM228 257H229V255H227ZM145 261V260H144ZM141 262V261H140ZM147 262H148V260H147ZM143 264H146V263H143ZM228 264H235V263H232V262H228Z\"/></svg>",
  "mask_w": 264,
  "mask_h": 264
},
{
  "label": "built area",
  "instance_id": "3",
  "mask_svg": "<svg viewBox=\"0 0 264 264\" xmlns=\"http://www.w3.org/2000/svg\"><path fill=\"white\" fill-rule=\"evenodd\" d=\"M222 23V18L216 19ZM214 49L221 62L238 67L264 65V32L252 23H226L225 31L214 42Z\"/></svg>",
  "mask_w": 264,
  "mask_h": 264
},
{
  "label": "crops",
  "instance_id": "4",
  "mask_svg": "<svg viewBox=\"0 0 264 264\" xmlns=\"http://www.w3.org/2000/svg\"><path fill=\"white\" fill-rule=\"evenodd\" d=\"M243 73H247L244 72ZM235 79L238 83L239 87L248 86V87H257L255 90H259V88L264 86V76L259 75L258 73L253 76V73H250L248 77H243L242 73H237L235 75Z\"/></svg>",
  "mask_w": 264,
  "mask_h": 264
}]
</instances>
